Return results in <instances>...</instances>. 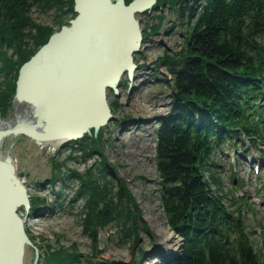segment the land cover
<instances>
[{
  "label": "trees",
  "instance_id": "trees-1",
  "mask_svg": "<svg viewBox=\"0 0 264 264\" xmlns=\"http://www.w3.org/2000/svg\"><path fill=\"white\" fill-rule=\"evenodd\" d=\"M164 5L188 24L184 50L163 62L173 78V100L156 131L154 157L166 225L183 241L170 264H264V247L254 249L242 218L249 207L240 202L233 210L225 206L214 165L216 148L224 143L242 151L247 143L264 153V0H157L155 9ZM32 8L56 11V30L36 24ZM73 8L74 0H0V119L11 109L20 68L76 17ZM149 35L142 32L144 39ZM2 49L11 50L15 59ZM101 131L83 157L96 151ZM104 163L101 158L97 177L104 185L90 174L79 177L80 193L89 198L83 233L94 241L99 228L113 222L124 228V241L132 239L137 235L131 218L144 222L123 183L115 190L105 180ZM99 204L110 210L107 218L99 214ZM79 259L47 246L39 264H76Z\"/></svg>",
  "mask_w": 264,
  "mask_h": 264
},
{
  "label": "rangeland",
  "instance_id": "rangeland-1",
  "mask_svg": "<svg viewBox=\"0 0 264 264\" xmlns=\"http://www.w3.org/2000/svg\"><path fill=\"white\" fill-rule=\"evenodd\" d=\"M55 15L56 11L44 13L32 8L30 17L36 24L56 30ZM137 21L141 34L146 31L150 35L146 39L142 36L144 40L133 58L138 68L133 73L134 79L129 80L125 74L118 84V95L107 92L113 119L99 129L101 143L94 153L83 157V152L91 148V141L99 138V131L90 133L87 139L60 144L58 148H47L25 137L6 138L0 147V159L10 158L16 175H23L30 208L37 204L31 216L20 211L33 246L26 248L24 264H39L47 246L79 256L76 264H159V254L166 246L160 243L155 247V239L171 235L179 246L183 242L166 225L154 157L156 131L169 114L173 100V78L163 62L178 58L184 50L187 19L184 15L179 18L172 8L164 5L150 14L139 15ZM2 50L15 59L11 50ZM12 105L13 100L7 117L0 122L12 119ZM244 146L245 154L240 148H229L227 143L217 147L214 165L222 193L226 195L225 206L233 210L240 202L249 207L242 211V218L257 251L264 247V153L258 154L248 144ZM101 158L109 172L105 180L115 190L123 183L144 222L131 218L137 235L132 239L124 241V228L113 222L100 227L94 241L83 233V211L89 198L80 193V178L90 174L99 181ZM72 172L78 176H71ZM82 178L87 182L86 177ZM103 181L99 184L104 185ZM233 199L234 203H230ZM99 209L102 217L109 216L110 210L103 208V204H99ZM106 212L107 215L103 214ZM144 225L147 232L143 231ZM180 251L176 249L175 254L179 255ZM153 252L156 254L152 255Z\"/></svg>",
  "mask_w": 264,
  "mask_h": 264
},
{
  "label": "water",
  "instance_id": "water-1",
  "mask_svg": "<svg viewBox=\"0 0 264 264\" xmlns=\"http://www.w3.org/2000/svg\"><path fill=\"white\" fill-rule=\"evenodd\" d=\"M156 2L133 0L126 5L125 0H74L76 17L20 68L12 119L0 122V147L6 138L16 137L38 144L77 142L110 123L113 118L107 92L117 96L122 76L126 74L130 80L138 70L133 58L143 39L137 17L150 14ZM77 30L81 31L75 35ZM47 83L52 88L49 93L45 90ZM91 94L95 96L97 110H92L91 119L75 130L68 129L62 119L76 116ZM15 103L23 107L19 120L13 122ZM29 119L32 120L26 122ZM24 184L23 175H16L11 159H0V202L6 215L0 235V264H24L26 248L33 247L20 218L22 209L25 213L30 210ZM159 240H154L155 247L162 243ZM180 243L178 252L183 245ZM177 257L175 251L163 248L159 264H170Z\"/></svg>",
  "mask_w": 264,
  "mask_h": 264
},
{
  "label": "bare ground",
  "instance_id": "bare-ground-1",
  "mask_svg": "<svg viewBox=\"0 0 264 264\" xmlns=\"http://www.w3.org/2000/svg\"><path fill=\"white\" fill-rule=\"evenodd\" d=\"M156 6V4H155ZM155 8V7H154ZM81 30H77L76 34H79ZM143 42V41H142ZM65 49V48H64ZM62 49V51L64 50ZM134 78L132 77V80ZM50 83V82H49ZM47 83L45 85V90L47 93H49V91L52 90V88L50 86H48ZM59 94V92L57 93ZM56 102V101H55ZM57 103V102H56ZM95 96L93 94H91V96L89 97L88 101H85V102H82V105L80 106L79 110H78V113L76 114V116L74 115H71L70 117L66 116V118L62 119V123L68 128V129H71V130H75L77 128V126L86 121V120H90L91 117H92V110H97V108L94 106L95 104ZM58 104V103H57ZM59 106V105H58ZM22 105L18 104V103H15L14 104V109H15V117L13 119V122L19 120L20 118V109H22ZM32 111L30 110V115L32 116ZM32 119H29V120H26V122H29L31 121ZM83 139V138H82ZM68 144V143H66ZM43 146L45 147H54V148H58L59 147V141H56V142H51V143H45V144H42ZM65 145V144H63ZM2 203L0 202V235H1V232L4 230V227H3V219L5 218V214L3 213V210H2ZM29 214V213H28ZM23 221V220H22ZM34 223V222H33ZM24 221H23V225H24ZM32 226V225H31ZM159 242H162L165 247V249H167L168 251H172L174 252L176 249H177V246H178V243L176 242L175 238L172 237L171 235H166L163 239H161Z\"/></svg>",
  "mask_w": 264,
  "mask_h": 264
},
{
  "label": "flooded vegetation",
  "instance_id": "flooded-vegetation-1",
  "mask_svg": "<svg viewBox=\"0 0 264 264\" xmlns=\"http://www.w3.org/2000/svg\"><path fill=\"white\" fill-rule=\"evenodd\" d=\"M21 211L23 212V209H22ZM30 212H31V211H30ZM30 212H29L28 216H31V215H30ZM24 230H25V228H24ZM25 234H26V231H25ZM26 236H27V235H26Z\"/></svg>",
  "mask_w": 264,
  "mask_h": 264
}]
</instances>
